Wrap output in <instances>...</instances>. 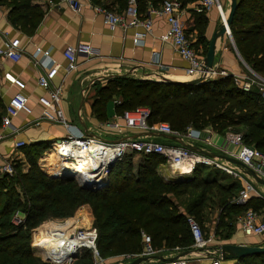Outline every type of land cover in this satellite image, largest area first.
I'll return each instance as SVG.
<instances>
[{"label": "trees", "instance_id": "obj_1", "mask_svg": "<svg viewBox=\"0 0 264 264\" xmlns=\"http://www.w3.org/2000/svg\"><path fill=\"white\" fill-rule=\"evenodd\" d=\"M18 1L29 3L1 0L12 9ZM89 1L114 11L115 3L118 11L127 5V0ZM162 1L135 0L140 17L147 15L150 6L159 7ZM176 1L183 7L196 0ZM191 15L190 30L196 34L192 45L197 50L201 47L200 53L204 55L208 45L207 18L203 9ZM229 29L243 61L264 77V0H239ZM94 95L91 110L99 121L107 119V104L113 100L117 114L146 106L150 125L166 122L178 132H184L188 126L198 130L209 127L218 135L232 131L241 134L243 143L264 152V97L256 86L247 91L240 88L231 74L191 85L115 75L106 84L95 85ZM3 114L0 97V122ZM45 148V142L22 146L20 150L30 165L28 171L22 172L15 162L11 176H0V196L4 194L0 204V264H50L34 255L30 230L48 219L71 217L85 203L92 209L99 255L113 261L130 255L125 262L144 251L143 233L150 237L155 254L163 256L174 251L177 257L182 256L180 253L192 249L193 244L187 217H194L205 232L203 227L209 223L213 209L218 211L214 234L227 239L232 233L234 216L252 204L234 202L241 190L239 180L206 166L196 165L188 175L163 178L157 168L165 164V159L156 153L127 152L114 162L105 187L84 189L72 177L47 176L38 168L37 159ZM250 200L256 201L253 210H264V199ZM16 211L24 217L19 225L11 223ZM76 258L93 264L88 249ZM236 264H264V253L242 257Z\"/></svg>", "mask_w": 264, "mask_h": 264}, {"label": "crops", "instance_id": "obj_2", "mask_svg": "<svg viewBox=\"0 0 264 264\" xmlns=\"http://www.w3.org/2000/svg\"><path fill=\"white\" fill-rule=\"evenodd\" d=\"M20 2L18 1L19 4L12 9L8 3L0 0V48L17 38L22 49L21 58L17 61L0 56V97L5 112L6 103L17 90L12 81L14 79L21 80L24 83L22 92L28 97V105L31 111H20L11 118L10 125L4 129L6 133L11 134L0 141L1 158H14L13 154L19 150V148L14 147L15 140H23L26 144L31 142L47 143L51 139L64 136L66 133L65 128L58 123L40 119L39 123L35 124L41 112L38 97L46 94L45 89L38 84L40 75H49L50 86L61 87L62 95L59 105L67 121L89 134L98 133L97 125L102 122L95 118L91 110L95 96V85L106 84L108 78L115 75L129 74L132 77L157 81H163V79H192L185 73L187 62L175 51L170 41L161 38L168 25L163 16L150 11L153 8L151 6L147 15L144 16L151 19L150 31L146 32L138 43H135L133 42V36L136 32L144 31L142 26H117L111 30L104 21V15L97 11L89 0H79L81 5L78 11H74L66 3L56 2V0L52 4L48 0H29L28 5L26 3L20 4ZM180 8L181 20L192 42H195L196 34L190 30L193 24L191 12L204 10L207 18L205 38L208 41L214 29L225 18L229 4L225 0L224 6H221V15L215 7L204 9L200 4V0L187 3ZM113 9L118 13H122L124 10L118 11L116 3ZM13 17L15 18L14 21ZM124 18L126 22L130 20L129 15H124ZM232 41V36L230 38L225 35L217 42L213 61L214 68L218 73L241 75L246 71V63L239 55L234 41ZM78 43L90 44L94 53L88 57L84 54H77V66L75 69L66 71L67 60L63 52L68 46H75ZM44 51H47V56L43 54ZM199 51L201 52V47ZM115 103L114 100L108 102L106 120L115 119L121 123L119 118L113 117V115H117L114 111ZM205 129L201 130V136L206 135L207 131ZM151 133L153 132L140 133L126 130L124 134L132 137H145L163 143L175 141L172 137ZM114 136L111 135L110 137ZM215 138L218 139L217 146H225L224 139L221 136L215 134ZM183 142L190 146H196L195 150L198 151L202 149L221 154L218 147L204 146L193 140ZM227 149L236 153L239 150V145L229 144ZM45 161L42 160V157L39 158L40 166L49 168L50 165L46 166L47 162ZM233 164L237 169H240L239 165ZM168 170L171 169H162L160 166L157 168L159 173L169 175L170 171ZM48 174L53 175L49 172ZM242 175L241 190L246 185H251L253 188L244 202L248 201L250 204L252 202L247 208L252 209L256 205V201L250 200L251 198L264 199V184L256 182L245 172ZM234 202L237 203L236 200ZM260 212L264 213V210ZM217 214L218 211L216 210V216ZM241 214L234 216L231 235L227 239L219 238L218 244L214 245V242H217L214 230L209 233L204 232L206 237L209 238L207 246L203 250L196 251V253L184 255L187 258V264H207L209 257L217 254L212 248L224 242L264 245V235L247 236L243 234L236 222V218ZM86 218V224L77 226L90 225L92 217ZM176 256L177 254L174 251L168 252L163 255V257L168 258L167 260H156L154 258L140 264H167L171 260L169 258H176ZM117 261L122 260L119 258L113 261L108 258L106 262L98 264H110ZM234 261L237 262L236 260H227L224 264H235Z\"/></svg>", "mask_w": 264, "mask_h": 264}, {"label": "built area", "instance_id": "obj_3", "mask_svg": "<svg viewBox=\"0 0 264 264\" xmlns=\"http://www.w3.org/2000/svg\"><path fill=\"white\" fill-rule=\"evenodd\" d=\"M48 2L52 4L54 0H48ZM56 2L66 3L74 11H78L81 5L79 0H56ZM200 4L204 9H210L212 7L218 8L221 15L220 0H200ZM92 5L97 11L104 15V21L111 30L115 29L117 26H142L144 31L136 32L133 36V42L135 43H138L139 40L145 36L146 32L150 31L151 19L149 17H140L135 0H127V5L122 13L109 10L99 5ZM180 9V4L176 0H163L159 7L152 8L150 11L165 18L168 27L161 38L170 41L175 51L187 62L185 69L186 75L192 78L203 77L206 80L213 79L218 75H226L224 72H219V74L214 67L207 71L203 69V54L192 45V40L186 33L184 24L181 20ZM124 15L130 16L128 22L125 21ZM226 35L231 38L230 31ZM93 53L94 50L88 43H78L75 46H68L63 52L67 60L65 66L66 71L75 69L77 66V54H84L88 57L93 55ZM43 54L47 56V51H44ZM21 55L22 49L19 39L17 38L9 41L4 47L0 48V56L13 61L19 60ZM232 76L234 82L243 90L247 91L253 86H256L264 97V77L257 74L247 65L245 73L241 75L232 74ZM48 77L49 75H40L38 77V84L45 89L46 94L38 97V103L41 105V112L35 124H38L39 120L43 119L58 123L66 130L64 136L50 140L47 143L48 147L44 150H52L55 152V155H58V162L53 160V164H50V167L54 169L51 172L53 175L73 177L80 183L83 178L95 180V182L101 179L108 180L109 173L107 174L106 171L111 161L115 162L127 152H143L145 154L156 153L163 156L165 163L177 173L181 171V166H187L189 172L185 174H190L196 165H202L210 169L218 170L240 182L243 181V171L237 169L233 163L217 155L209 156L198 150L189 148L176 140L179 138L182 141L193 140L204 146L218 147L219 153L237 158L242 162L244 167L253 169L259 176L264 178V152L252 145L243 143L240 133L226 131L224 134L219 135L224 139L225 144V146L219 147L212 141V137L217 133L209 127L205 129L207 131L206 135L201 136V130L195 129L192 126H188L184 132H178L173 130L166 122L152 125L148 124L150 111L146 106H136L133 109L123 110L120 114L113 115L114 118H119L121 123L115 119L102 121L97 125L98 133L89 134L76 125L68 122L64 117L63 111L59 105L62 89L60 86H50ZM12 83L17 87V90L12 94L5 105V112L0 122V141L11 134L6 133L4 129L10 125L12 117L17 115L20 111H31L28 105V97L22 92L24 83L18 79H14ZM126 130L140 133L153 132L168 134L174 136V138H176L174 140L177 142L171 141L172 143H163L145 137L127 136L124 134ZM111 135L115 136L110 137ZM93 144L103 147V150L98 153H91L89 147ZM229 144L239 145V150L236 153L231 152L227 149ZM24 145H26V142L23 140L14 141V147L17 149ZM91 157H94L93 160L96 166L88 171V173H85L86 176H81L82 174H76L72 171L77 163L90 159ZM60 161L63 165L58 166ZM13 165V159L0 157V176H11L14 173ZM185 174L177 175L183 176ZM251 190H253L252 186L246 185V187L239 192L236 202L244 203ZM187 222L193 238L191 248L197 251L203 250L207 246L209 238L205 236L194 217L188 216ZM236 222L243 234L247 236L264 235V214L261 212L247 209L236 218ZM49 230L50 228L47 231ZM57 235L62 240L61 243H63L65 247L63 249L60 248V251L54 249L48 250L43 247L31 246V248L36 251H42L49 259L61 264H66L71 258L79 255L83 249L90 250L93 264L104 262V259L99 255L96 247L97 231L91 224L72 226L58 230ZM142 236L145 247L140 256L155 254V251L150 246V237L144 233ZM214 250L217 252L216 249ZM217 254L209 257L207 264H222V260ZM72 255H74V257H72ZM130 257V255H124L120 260L125 262L129 260ZM167 264H187V258L185 256L176 257L169 260Z\"/></svg>", "mask_w": 264, "mask_h": 264}, {"label": "water", "instance_id": "obj_4", "mask_svg": "<svg viewBox=\"0 0 264 264\" xmlns=\"http://www.w3.org/2000/svg\"><path fill=\"white\" fill-rule=\"evenodd\" d=\"M239 0H229V8L226 14V18L225 21H221L220 24L214 29V31L212 32L211 36L208 39V45H207V50L205 52V54L202 57V64H203V69L205 71L210 70L214 67V54H215V48L217 45V42L223 38L229 31V26L233 20V16L235 13V9L236 6L238 4ZM233 42V41H232ZM206 79H204L203 77H197V78H192L190 80H175V79H163V81H167V82H174V83H178V84H186V85H191V84H196L199 82H202ZM154 134V133H151ZM158 135H162V136H166V137H172L173 139L174 136L172 135H168V134H162V133H157ZM177 141H179L180 143H183L184 145L188 146L189 148L195 149L196 146H190L189 144H185L181 139L177 138ZM200 152L209 155V156H214L217 155L221 158H224L232 163H235L237 165L240 166V170L247 173L249 176H251L256 182L260 183V184H264V178H262L261 176H259L253 169L248 168V167H244V165L242 164V162H240V160H238L237 158H233L224 154H216L213 152H209L206 150H202L200 149ZM114 164V161H111L108 166H107V174L110 172V170L112 169ZM56 177H64V176H57ZM81 176H86L85 174H82ZM108 183V180L106 179H101L98 182H95V180H89V179H85L83 178L81 181V187L84 189H88V190H98L101 189L103 187H105ZM213 249H216L219 255V258L221 260H238L242 257L245 256H249V255H256V254H262L264 253V245H255V244H234V243H221L217 246H214ZM197 251L196 249H190V250H186L180 253V255L184 256V255H188L191 254L193 252ZM72 257H74V255H72ZM177 257V256H176ZM160 259V260H167L168 258H165L163 256L157 255V254H152V255H145V256H139L133 260H131L130 262H122V261H117V262H112L110 264H140L142 262H147L150 261L151 259ZM169 259H173V258H169Z\"/></svg>", "mask_w": 264, "mask_h": 264}, {"label": "rangeland", "instance_id": "obj_5", "mask_svg": "<svg viewBox=\"0 0 264 264\" xmlns=\"http://www.w3.org/2000/svg\"><path fill=\"white\" fill-rule=\"evenodd\" d=\"M228 1V4H229V0ZM224 2L225 0H220V3H221V6L223 7L224 6ZM228 9V8H227ZM225 11V10H224ZM228 11V10H227ZM216 78V77H215ZM128 132H131V130H128ZM52 140V139H51ZM212 141L217 144L218 142V139L215 138V136L212 137ZM48 143V142H47ZM46 144V147H48V144ZM232 147V146H231ZM230 147V149H231ZM21 148H19V150H17L14 154H13V162H17L19 164V169L22 171V172H26L28 171L30 165L29 163L26 161V157H25V154L23 152V150H20ZM42 157V160H46L45 162H47V165H50V164H53V160H54V157H53V153L51 150H46L43 155H40L39 158ZM39 158L37 159V166L38 168L44 173L46 174L47 176H51V177H56V176H53V175H49V173H51L54 169L51 168V167H41L40 166V162H39ZM160 168L162 169H171L170 166L168 164H164L163 166L160 165ZM48 171V172H47ZM164 171V170H163ZM166 171V170H165ZM168 171H174V170H168ZM220 172V171H219ZM176 174H174L175 176H178L177 175V172H175ZM158 174L160 176H162L163 178H168V174L167 173H159ZM167 176V177H166ZM229 176V175H228ZM231 177V176H230ZM109 180V178H108ZM225 181V180H224ZM78 184L79 186H81V183L78 181ZM8 186V184H7ZM4 198V194L2 193L1 196H0V204L3 202V199ZM86 217H92V223L91 225L94 227L93 225V213H92V209L90 207L89 204L85 203L81 206H79L75 211H74V214L73 216L71 217H68V218H65V219H62V220H59V219H48V220H45L43 222H41L40 224H38L36 227L32 228L29 232V238H30V246L32 244V241H33V238L35 237L36 234H38L39 232H44L45 234L48 233L47 230L50 228L51 226V223L52 222H58V223H64L66 222L67 220H69L72 224H74L75 226L77 225H80V224H86L87 223V218ZM23 216L19 213V212H14V214L11 216V223L13 225H19L23 222ZM216 218V210L213 209L210 213H209V223H206L204 225V231L205 233H209V232H212L214 230V226H215V220ZM20 220V221H19ZM82 226V225H81ZM95 228V227H94ZM96 229V228H95ZM50 231V230H49ZM43 233V234H44ZM215 238V237H214ZM217 242H214V245L215 244H218L219 243V238H215ZM35 256L39 257L42 261H46V262H49L50 264H61V263H58V262H54L52 261L51 259H49L42 251H36L33 252ZM77 257V256H76ZM76 257L74 258H71L66 264H84V262L82 260H80L79 258L77 259ZM104 259V262L107 261L108 258H103ZM92 261H93V258H92ZM227 260H222V264H224ZM235 262V261H234ZM234 264V263H233ZM236 264V262H235Z\"/></svg>", "mask_w": 264, "mask_h": 264}, {"label": "bare ground", "instance_id": "obj_6", "mask_svg": "<svg viewBox=\"0 0 264 264\" xmlns=\"http://www.w3.org/2000/svg\"><path fill=\"white\" fill-rule=\"evenodd\" d=\"M221 10H222V8H221ZM225 18H226V16H225ZM225 18L223 19V21H225ZM102 148L103 147L96 145V144H93L89 147L91 153L101 152L103 150ZM52 153H53L54 160H56L58 162V155L57 154L55 155L54 151H52ZM93 159H94V157H91L90 159H86V160H83V161L77 163L76 167L72 171L76 174L77 173L78 174L88 173V171L92 170L96 166L95 161ZM61 165H63V163H61V161H60L58 166H61ZM180 170L181 171H179V173H177V174H185V173L189 172L187 166H181ZM175 172L176 171H170L168 176H175L174 175V174H176ZM72 226H75V225L72 224L69 220H67L64 223L52 222L51 226H50V231H47L48 233H46V234L44 232H39L38 234H36L35 237L33 238V241H32L33 243L31 244V246L32 247H41V248L43 247V248H46L48 250L54 249L56 251H60V248L63 249L65 247H64V244L61 243L62 240L57 235V232H58V230H62V229L72 227Z\"/></svg>", "mask_w": 264, "mask_h": 264}]
</instances>
